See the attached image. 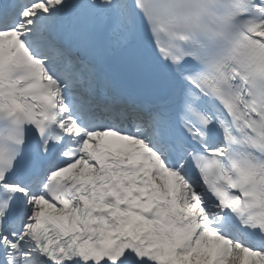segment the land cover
<instances>
[{"label":"snow or ice","instance_id":"1","mask_svg":"<svg viewBox=\"0 0 264 264\" xmlns=\"http://www.w3.org/2000/svg\"><path fill=\"white\" fill-rule=\"evenodd\" d=\"M0 264H264V0H0Z\"/></svg>","mask_w":264,"mask_h":264}]
</instances>
